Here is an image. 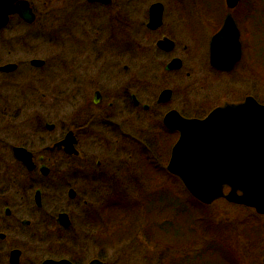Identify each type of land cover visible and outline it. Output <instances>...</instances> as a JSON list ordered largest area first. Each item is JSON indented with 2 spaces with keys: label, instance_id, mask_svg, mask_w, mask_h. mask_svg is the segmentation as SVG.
Masks as SVG:
<instances>
[{
  "label": "flooded vegetation",
  "instance_id": "1",
  "mask_svg": "<svg viewBox=\"0 0 264 264\" xmlns=\"http://www.w3.org/2000/svg\"><path fill=\"white\" fill-rule=\"evenodd\" d=\"M27 1L35 15L34 21L27 23L17 14L10 17L0 30V49L4 52L12 40L9 30L15 18L27 27L37 21V13L31 1ZM256 5L250 4L239 18L232 15L240 30L242 46L241 20L247 26L248 40L253 35L252 29L262 26L263 8ZM70 6L69 14L78 27L76 32L71 31V39L77 43V55L68 63L70 120L62 127L47 122L43 118V95L31 96L23 104L20 116L11 114V105L19 100L11 94L7 79L0 81V101H3L0 105L6 106L0 113V264L48 261L120 264L117 258L120 247L131 239L134 243H127H133L137 249L136 238L143 233L123 232L120 213L109 215L116 213V207L127 206L119 195L111 199L109 194L123 187L116 158L111 157L115 147L118 149L122 144L118 134L125 128L138 133L143 127L139 124L140 117L151 114L163 138L171 140L176 135L177 141L179 133L164 123L169 113L201 120L217 107L230 103L219 105V99L213 97L210 103L200 104L207 112L205 115L194 114V104L188 97L177 98L171 87L172 76L183 70L184 61L179 56H169L177 47H183L184 53L188 50L187 45L180 43L183 32L210 27L214 35L229 12L222 21L218 10L205 11L203 16L198 9L187 8L186 0H70ZM257 12L260 13L258 25ZM27 36L15 35L14 43L26 44ZM165 40L173 43L171 51L158 46ZM147 50L152 52V60L150 64H142L140 53ZM208 52L213 71L220 74L235 71L238 64L231 72L210 65V41ZM173 59L181 60L180 70L168 69ZM34 60L37 59L30 61L31 66ZM6 65H15V70L1 71ZM6 65L0 66L1 77H9L19 67L13 63ZM45 65L43 61L36 68ZM23 89H14L20 91L19 98H23ZM27 89L34 93L32 88ZM167 91L170 95L164 99ZM51 105L54 108L57 103L53 101ZM33 108L35 114L21 120ZM147 133L145 139L155 146L154 132ZM68 134L74 139L71 153L65 146L57 147ZM113 223H116L115 231ZM144 245L145 248L148 243Z\"/></svg>",
  "mask_w": 264,
  "mask_h": 264
},
{
  "label": "rangeland",
  "instance_id": "2",
  "mask_svg": "<svg viewBox=\"0 0 264 264\" xmlns=\"http://www.w3.org/2000/svg\"><path fill=\"white\" fill-rule=\"evenodd\" d=\"M29 1L37 13V21L33 26L27 27L22 25L19 19L13 20L9 30L12 34L10 45L6 52L0 49V66L13 63L19 67L17 72L9 77L0 76V81L7 79L11 94L19 100L16 105H11V114L20 116L23 104L31 96L40 98L43 95L45 103L43 118L62 127L72 117L68 101L67 81L70 76L68 63L77 55L78 47L71 39V31L76 32L78 27L74 26V18L69 14L72 12L70 0ZM252 3L263 8L264 13V0H242L233 14L241 17L244 10L246 11ZM186 7L198 9L203 16L205 11L218 10L221 21L228 12L225 0H186ZM259 17L260 13L257 12V25ZM240 29L243 32L244 57L231 74L216 73L209 66V41L213 35L210 27H198L196 31L183 32L179 38L180 43L187 45L188 50L184 53L183 47H177L169 55L170 58L179 56L184 61L183 70L172 76L171 87L177 98L188 97L189 102L194 104L192 108L194 114L205 115L207 112L203 111L200 104L210 103L213 97H217L219 99L217 104L222 105L224 102H242L247 96H252L264 105V15L262 26L252 29L253 35L249 40L247 26L243 20ZM24 34L28 35L26 44L19 42L17 46L13 37ZM152 55L150 50L141 51L140 62L150 64ZM32 59L45 61V67L31 66ZM187 73L191 74L190 77L186 75ZM20 87L24 88L23 98H19L20 91H14L15 88ZM27 88H32L34 93L31 94ZM36 92L38 94H35ZM25 93L27 95H24ZM53 101L57 103L54 108L51 105ZM2 102L0 101V104ZM5 107L0 105L1 114ZM34 112V108L27 110L21 120L29 119L31 114H35ZM139 124L143 127L138 133L125 128L122 134H118L122 144L118 149L115 147L111 156L116 158L115 166L119 167L123 187L119 192L109 194L111 199L119 195L127 205L116 207L118 210L115 214L120 213L118 217L123 223V232L143 233V236H137L135 242L139 250L134 249V241L131 239L123 241L124 244L117 254V258H120L119 263L263 264L264 216L258 215L251 208L231 204L225 199L207 205L208 207L193 204L198 208V212L204 213V217L191 215L187 211L177 217L176 204L168 209H163L162 205L154 206V210H157L153 212L157 215L156 223L166 228L165 234L173 243L159 241L156 239L157 233L149 232V215L145 208L147 197L152 198L151 194L155 191H168L173 201L181 202L186 207L189 193L180 180L171 176L166 170L169 152L176 142V135L171 140L163 138V133L151 114L142 115ZM14 125L15 123H12V126ZM148 130L154 132L155 146L145 139ZM181 209L178 211L180 212ZM115 224H112L114 231ZM250 228H257L262 232L261 236L253 238L246 232ZM113 229H110L109 224L108 231ZM222 239L227 240L221 242ZM131 241L132 245L128 244ZM145 242L148 245L144 248ZM218 246L222 248H213ZM208 247L209 250H206ZM235 259L236 261L233 262Z\"/></svg>",
  "mask_w": 264,
  "mask_h": 264
},
{
  "label": "water",
  "instance_id": "3",
  "mask_svg": "<svg viewBox=\"0 0 264 264\" xmlns=\"http://www.w3.org/2000/svg\"><path fill=\"white\" fill-rule=\"evenodd\" d=\"M240 2L226 0V6L233 10ZM16 14L27 23L34 21L35 15L27 0H0V30ZM158 46L166 51L174 47L169 40L159 42ZM241 59L240 31L229 13L211 39L210 64L217 70L230 72ZM32 65L42 66L43 61L34 60ZM181 67V60L173 59L168 69ZM8 70H15V65L1 68V71ZM169 95L167 91L163 98ZM164 123L168 129L179 132L166 170L180 179L188 193L205 205L225 199L264 215V105L249 96L242 103L216 108L204 120L185 119L171 112ZM73 142L72 134H68L57 147L65 146L71 153ZM225 188L230 189L228 194L224 193Z\"/></svg>",
  "mask_w": 264,
  "mask_h": 264
},
{
  "label": "trees",
  "instance_id": "4",
  "mask_svg": "<svg viewBox=\"0 0 264 264\" xmlns=\"http://www.w3.org/2000/svg\"><path fill=\"white\" fill-rule=\"evenodd\" d=\"M152 198H148L146 199L147 201V205H146V211L147 214L149 215L148 219H149V227L148 230L149 232L153 233H157L156 235V239H158L159 241H170L169 237L165 234L164 229H166L163 225L160 226L158 225L157 222V215L154 214L153 212L157 210H154V206H163V209H168L170 207H172L174 204H176V215L177 217L179 216V214L181 213V211L179 212L178 210H180L182 208L183 212L187 211L188 213H190L191 215H195V216H205L204 213L198 212L197 211V207H195V205L193 204H197L191 197H188V203H186V207L180 202H175L173 201L172 197L170 196V194L168 193V191H164V190H159V191H155L153 194ZM155 204V205H154ZM153 210V211H152ZM182 212V213H183ZM153 214V215H152ZM110 215H116L115 213L110 214ZM247 233H249L253 238H258L259 236H261L262 232H260L257 228H250L247 229L246 231ZM158 237V238H157ZM160 238V239H159ZM227 239L223 240L221 242L226 241ZM171 243H173V241H170ZM213 248H222V247H213ZM209 250V247L206 249ZM236 261L233 260V262ZM206 264V263H205Z\"/></svg>",
  "mask_w": 264,
  "mask_h": 264
}]
</instances>
